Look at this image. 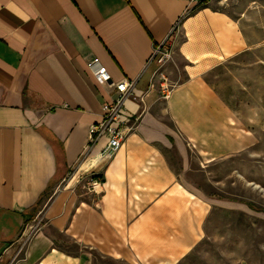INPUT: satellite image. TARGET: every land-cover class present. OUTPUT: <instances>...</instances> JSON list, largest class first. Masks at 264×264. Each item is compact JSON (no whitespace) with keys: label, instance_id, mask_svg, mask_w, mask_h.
<instances>
[{"label":"crops","instance_id":"obj_1","mask_svg":"<svg viewBox=\"0 0 264 264\" xmlns=\"http://www.w3.org/2000/svg\"><path fill=\"white\" fill-rule=\"evenodd\" d=\"M192 4L0 0V264L166 263L203 238L216 201L194 172L258 142L206 74L243 54L264 63V24L217 0L186 13ZM168 36L172 55L158 66L149 58ZM93 58L112 81L134 80L124 106L139 119L110 158L98 154L105 137L80 156L116 93ZM156 70L174 83L168 98ZM37 214L44 224L22 245Z\"/></svg>","mask_w":264,"mask_h":264},{"label":"rangeland","instance_id":"obj_2","mask_svg":"<svg viewBox=\"0 0 264 264\" xmlns=\"http://www.w3.org/2000/svg\"><path fill=\"white\" fill-rule=\"evenodd\" d=\"M217 7L234 16L253 10L249 20L264 24V0H217ZM252 61L251 54L234 56L206 74L258 142L217 163L215 172H194L203 197L216 201L204 219L203 238L175 261L140 256L132 264H264V63Z\"/></svg>","mask_w":264,"mask_h":264},{"label":"built area","instance_id":"obj_3","mask_svg":"<svg viewBox=\"0 0 264 264\" xmlns=\"http://www.w3.org/2000/svg\"><path fill=\"white\" fill-rule=\"evenodd\" d=\"M193 4L188 8L186 13L194 11L198 7L205 4L207 0H192ZM170 37H166L164 41L154 47L149 61L155 60L158 66L164 64L172 53ZM92 68L93 75L101 82L113 86L116 90L114 97L103 104V110L99 121L92 123L88 131L87 144L81 151L80 156L88 153L90 146L98 143L105 137V142L100 148L99 157L110 158L124 144L128 134L134 129L136 122L139 119V114H132L124 106V99L134 94V80L123 77L118 81H112L105 66L99 64L97 58H93L87 63ZM158 77V89L160 96L168 98L174 83L170 82L167 75L161 70H156ZM98 182L93 181L91 187L94 189ZM33 223L28 227L22 245L38 231L44 224L41 215H36L33 218Z\"/></svg>","mask_w":264,"mask_h":264}]
</instances>
